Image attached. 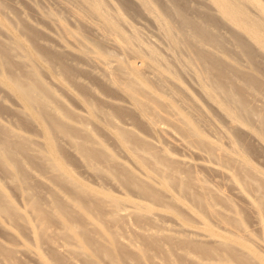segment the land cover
<instances>
[{
	"label": "bare ground",
	"instance_id": "bare-ground-1",
	"mask_svg": "<svg viewBox=\"0 0 264 264\" xmlns=\"http://www.w3.org/2000/svg\"><path fill=\"white\" fill-rule=\"evenodd\" d=\"M58 1L59 0H56L57 4ZM72 1L77 3L79 8H74L71 4L69 5L65 2H63L64 4H60V7L68 13L66 17L70 16L72 21L90 31L91 35L93 34L98 40L95 39L94 36L91 37L88 35L90 41H92L91 38L93 39L94 37V40H97V42L93 41L89 43L90 41H85L86 38L84 39L81 36L85 33L82 29L80 33H83H81V35L79 32L76 33L77 24L75 26L76 28L72 25L75 28V30L72 31L73 29H70V27L68 28L61 21L63 18L61 14V19H59L60 17L57 18L58 16L54 17L53 15L60 10H57L54 14H47L46 20L52 23V25L56 27V31H58L56 35H54L55 33H51L54 41L52 45L54 44V47H48L46 53H44L48 64V69L44 74L48 78L49 83L43 81L42 72L38 67V63L36 65V62H38L39 58L42 56L40 53L28 52L19 55L21 57L19 59L28 62L25 69L22 68V71L17 72L12 70L10 58L15 49L22 45L20 39L14 36L11 38L10 42L5 44L0 43V65H3L6 69V71L0 69V88L2 89L0 90L2 92L6 88L20 106V108L12 110L9 106L0 104V110L4 107L11 111H18L17 113L23 118L34 122L40 127L42 141H39V143L43 144V147H40V149L32 148L29 141H27L24 135L19 131L7 128L0 123V166L4 171L11 173L16 179L17 184H15V186L18 187L20 195L25 196L28 206V209L21 211L6 196L3 188L0 186V221L4 219L17 222L19 218L26 221V218L30 217L35 220L36 225H25L27 230L31 233L36 229L37 235L42 237H52L50 234L54 231L50 229V224L52 222L58 224L59 230L55 233L58 239H61V242H54L49 245V249L58 256V259L55 261L52 262L43 259L38 251L31 250L24 245L20 246L21 248H19V250L17 249V251L21 253L34 257L39 264H77V262H75L77 259L78 262L80 261L79 264H129V261L133 260L128 250H125L129 242L126 243L121 240L117 230L122 228L121 225L123 223L125 225L127 224L130 216H133V218L140 223L141 219L154 221L159 212L141 202L130 201L131 203H129L127 197L114 194L109 190L92 187L74 176L62 159L64 145L68 147L67 150L76 152L83 157L81 159L82 166L93 178L97 177L98 179H102L115 187H117L118 184L124 188L129 187L130 189L131 187L135 189L140 196L151 203H161L163 196L172 201H179L181 196H189L192 202L202 207L208 216L214 217L220 213L213 205L215 198L222 197L224 194L209 192L207 189L209 185H206V182H203L204 179L201 180L200 176H195L197 174H194L192 170L190 171L187 169L190 171L189 173L193 172V177L191 176L192 174L181 175L183 173H179V169L177 168L178 164L185 163L186 161L184 162V159H181L180 162L178 158L175 159L171 155L155 149L151 143L152 140L150 141L148 138L143 137L144 135L141 136L136 129L140 126H146V132L150 129L158 134V136H163L168 140L170 138L174 145L185 147L186 150H188L187 147L189 148L191 146L188 145L191 140H195L203 145L207 143L211 149L216 150L215 154L217 155H212L211 153L214 152V150L210 153L211 149L209 147L206 149H210L208 150L209 154L214 158L215 156H222V154L224 155L226 152H223L220 145L215 146L217 144H212L210 142V140L213 142V139L217 141L218 137L219 139L222 138L221 135V137L217 136V139H212L211 137L210 140L209 138L207 140L200 133L202 132V130H200L202 128H199L201 123L198 125V122L203 121L204 114L206 113H204L203 108L194 97L177 82V80L179 81L180 79L176 78L177 75L174 74L175 70L169 64L172 60L168 59L169 55L167 56L168 58L163 57L167 55L165 54V50H163L164 53L162 56L160 53L161 51L159 52V49H157L159 46L156 48L153 46V42V45H150V43H148L150 40L147 41L146 45L143 43V45H145L143 46L141 43L144 40L141 42V38L138 36L140 33L137 34V38H140V41L136 38V30H132L133 32L131 31L129 34L125 33L122 29L123 27H120L122 24L119 20L126 18L124 17L126 15H124V12H122L123 14L121 13L123 16L120 15L119 13L121 11L119 12V10L121 9L115 8V3H113L114 6L110 0H105L106 2L103 0ZM120 1L123 8H126V10L133 8V10L136 9V12L138 11L144 16L146 14L151 15V19L153 18V23L156 26L154 27L158 29H156L155 34H158L157 32H159V34L161 33L170 49L176 51L184 49L185 53L188 54L186 59H184L187 60V66L190 68L197 65V68H194L197 69L194 70L195 74L192 73V75H194L193 80L195 79L194 82H196L198 86V90L196 91H199V97L201 96L204 100L208 101L209 105L211 104V106L214 105L216 107L217 110L214 112L222 113L231 127L236 128V126H238L237 124L241 125L240 121H245V124L254 121L257 123V131L259 133L264 132V112L260 111V108L256 107L258 110H255L251 107V102H247L248 100L246 101L245 97V90L248 89V87L257 86V81L254 78L256 76L253 75L252 77V74L251 76H239V79L240 77L241 80L243 78V82L241 81L242 84H236L237 81H233L236 69L231 68L230 70V67L227 68L225 64L229 66L228 61L224 63L221 55L213 51L214 49L215 51L219 49V51L222 50L223 52H227L224 50L230 48H224L223 45L228 46L226 43L224 44L226 41H224V36L222 40V35L220 33L221 37L216 34L217 32L212 31V28L216 25L213 26L212 24L215 23L217 14L218 17L220 16L219 18L222 19L221 21L225 20L222 22L223 24H225L226 21H228V23H233L237 28L233 35V40L236 41L237 46L245 55L248 64L252 66L251 69L254 68V70L264 75V65L258 61V56H261L264 61V7L258 0H205L208 2L205 4L206 8L210 9V7H207V4L210 3V5L214 7L212 9L216 10L213 11L217 13L215 14L216 18L214 15V18L210 17L212 16L210 14V16L200 14V18L193 17L191 13V16L188 15L186 6L187 0H170L172 7L170 6L171 8H169L170 11H168L169 14H167V16L166 14L160 15V12L154 9L150 4L151 2L153 3L151 0L150 3L148 0H135V2L134 0ZM165 1H160L164 2L162 3V7L167 5ZM60 3H62V1ZM249 4L256 9L255 13L253 12V8H250L253 9V13L248 11L250 10L248 8ZM168 5L166 7H168ZM158 7L161 8L159 5H156V8ZM52 8L54 9V7ZM49 9L52 10L51 8ZM53 11H51V13H53ZM204 11L208 12L206 9ZM198 13L199 12L196 14ZM143 15L141 17H143ZM146 17L149 16L146 15ZM171 17L173 21L170 20ZM128 19L126 20L128 24H130ZM173 22H175L176 25L172 24ZM128 24L127 26L134 27L133 24ZM124 25H126V23ZM209 25H211V27L213 26L211 28L212 30ZM80 26H78V28ZM37 30L32 28L28 33L30 41L36 42L37 39H39L37 36V32L39 31ZM145 33L144 31V34ZM233 33L234 32H232V34ZM147 35L146 33V36ZM135 39H137L136 42L139 43L136 44V46L133 45ZM151 41H155V39ZM158 41H155L157 42L156 44H158ZM50 43L51 41L49 44ZM36 44L38 45L39 43L37 42ZM140 44L141 46H139ZM102 46L103 48L104 46H108L113 50H110V52L113 53L107 52L109 48L105 51ZM209 46H211L213 50H210L211 47L209 49ZM219 51L217 50V52ZM116 52L127 54L129 59H124V57L116 54ZM235 52L238 54V50ZM167 53L173 55V52L167 51ZM219 53L222 54L221 52ZM173 62L175 65L179 66V64H176V61L173 60ZM233 65L231 67H233ZM251 66H249V68ZM242 70L243 69H241V71ZM179 73L180 72H177V74ZM262 87L263 86H260V88ZM57 91H59V93ZM262 92L264 93V88ZM256 93L257 92H255L254 99L258 100L260 97H258ZM113 94H117L118 97ZM256 95L258 98H256ZM263 96L264 95H262V97ZM249 97H251V95ZM69 101L74 103V105L78 104L80 107L77 109L69 107ZM253 101L254 100H252V103ZM263 101L264 100H262V102ZM207 108H210V106ZM213 108L210 110H213ZM222 115L220 114V116ZM218 116L219 114L217 117ZM161 119H164L167 124L165 125L163 121V125L162 122H160ZM204 119H206V117ZM209 121H205V123L208 124L207 122ZM219 122L221 121L219 120ZM203 123L204 122H202V125L205 124ZM168 124L172 125V128L176 130L175 132H178L182 138H179L178 134V138L173 136V131H171L173 129L171 128L170 130L169 127L171 126L168 127ZM209 124L205 125L206 128L209 127ZM213 126L215 127L213 129L218 132L215 124H213ZM211 127L212 124L210 128ZM247 127L249 126L247 125ZM210 128L206 129L207 132ZM224 128L225 127L222 129ZM203 129V131L206 132L205 128ZM250 129H252V127ZM253 130L255 129L249 131L253 132ZM238 131L241 132V130ZM227 132L228 130H226V133ZM244 132L246 133V129ZM216 134L218 135L216 132L214 135H212V133L209 135L216 136ZM225 135L226 134H224V136ZM235 136L234 134V137ZM251 136L253 137V135ZM226 138L225 136V138L222 139L224 140ZM105 139L115 141L118 149L128 157L129 162L134 166V169L137 170L136 172L138 175L132 172L131 169L125 167L124 162L117 161L113 154L107 150H101V148L105 147V145L102 144ZM166 139H164V141ZM225 141L229 142L230 140L227 138ZM222 143L221 145L224 146L225 143ZM230 145L233 146L232 143ZM201 146L197 147L200 148ZM203 147L205 148V145ZM191 148L194 150L196 146H191ZM198 148L197 151L199 152ZM229 148L227 149L226 147L227 150H229ZM201 149L203 150V148ZM229 151H231V149ZM32 155H36L44 161V165H46V168L51 172L55 182L62 185L59 186V188L61 191L65 192V195L62 196L55 190L50 189L51 197L49 200H46L47 203H44L40 198L32 194L31 190L34 185H38V183H40V186L41 183H44L45 186L48 185L41 179L42 176L39 179L38 177L40 175H34L32 171L26 169L24 165L21 164L22 157L28 159ZM225 156H227L229 160L226 158L223 159V156L221 158L223 160H228V163H231V160L238 161L236 162L237 164L234 163L235 167L231 165L232 163L227 165V167H234L237 171L234 169L232 176L236 175V177H239V175H237L238 173H235V171L239 172V174L242 175L241 182L252 189L254 197L249 198L247 201L248 204L246 205L261 217L259 212H264V180L242 157V159H238L235 156H229V153L228 155L225 154ZM220 159L215 162L217 163V167L215 166L216 164H213V167L212 165L210 166L213 168L211 169L208 165V169L210 168L214 172L219 171V173H224L226 177H228L226 180L228 179L233 182L234 179L229 174L233 170L227 173L225 170L227 169L228 171V168L225 167L224 161L221 159L223 162L221 164L218 163L221 161ZM219 164H224L223 167L226 169L224 168L225 170H223V167L219 168L221 167ZM195 165L198 164H194V166ZM118 170H121V177L119 176ZM31 176H34V179L37 178L36 183H34L35 181L31 182L29 180ZM195 187L199 191H196L194 189ZM175 192L179 194H177L178 197L174 195ZM170 217H172V219L174 218L173 215ZM212 218H210V220H212ZM217 219L218 218H215V220ZM219 219L217 221H220L224 229L228 232L246 235L244 229L239 226H233L235 229L232 230L230 227L225 226L224 223L227 224L225 220L221 221ZM173 222L174 227H172L176 232L180 230L189 231L188 225L185 222L177 220ZM213 222L215 223L214 219ZM138 228L140 227L138 226ZM143 228L142 232L146 233L147 231L146 234H148V232H153L152 228H150L152 231H148L146 227L144 228L146 230H143ZM163 228L164 227L160 229L161 233L163 232ZM168 229L169 228H167V230ZM156 230L157 228L154 232H156ZM170 231H173V229H170ZM189 232L191 233V231ZM192 233L195 234L196 237L199 236L197 240L201 239V237L211 238V235H213L211 233H200L198 231H193ZM191 238L195 239V237ZM189 240L184 241L189 243ZM215 241L216 245H219L222 250L229 253L228 255L230 257L241 261L243 264H247L249 259L257 261L259 264H264V256L255 255L250 247L246 245L242 250L244 252L237 254L233 250L234 244L232 242H228L224 239H215ZM261 242L262 243H259V245L264 248V237ZM193 243L195 246H199L202 253L206 256L208 249L197 241ZM220 248L218 247V249ZM13 251L14 250H7L6 255H11ZM224 257L225 256L222 257L224 259L222 260L225 261V264H229L230 260ZM219 260V263H221L220 258ZM206 262L208 263V261ZM209 264L213 263L209 262Z\"/></svg>",
	"mask_w": 264,
	"mask_h": 264
},
{
	"label": "rangeland",
	"instance_id": "rangeland-1",
	"mask_svg": "<svg viewBox=\"0 0 264 264\" xmlns=\"http://www.w3.org/2000/svg\"><path fill=\"white\" fill-rule=\"evenodd\" d=\"M61 1H62V3H60ZM71 1L72 0H59L58 4H57L56 0H39V1L38 0H0V43H4V44L8 43L11 41V38L14 36L18 37L22 43V45H20V47H17L15 49L13 55L10 58V65H12V70L19 72V71H22L23 69H25L27 67L28 61H26V62L22 61L21 59H19V58H21L19 55L25 54L28 52H32V53L38 52L42 56L39 58V61L36 62V65L38 63V67H39L40 71L42 72L43 81L46 83H49L48 78L44 74L46 72V70L48 69V64L46 61V55L44 53H46L48 47H52V48L54 47V44L52 45V42L54 43V41L52 39V34L55 33L54 35H56V33H58V31H56V27H54L52 25V23H50L49 21L46 20V16H47V14H54V12H56L57 10H60V11H57L58 13H55L53 15L54 17L58 16L57 18H59L62 15L61 17H63L62 18L63 20L61 19V17L59 19H61V21L68 28L70 27V29H73L72 31H74L75 28L77 27L76 33L77 32L80 33V31L82 29V31L85 33L81 32L83 34L81 35V33H80V35L84 39L86 38L85 41H87V42L90 41L89 36L92 37L94 35L93 34L91 35L90 31L86 30L84 27H82V26L78 25L76 22L72 21L70 16L66 17V15H68V13L66 11H64L62 9V7H60V4H64L63 2H65V3H68L69 5L71 4V6L74 8H79L77 3H75L74 1H72V2ZM103 1H105V0H103ZM119 1L120 0H110V2L112 4L115 3V5H116L115 8L121 9V10H119V12L121 11L119 13L120 15L123 14L122 12H124L125 13L124 15H126V16H124L126 18H122L123 20H119V22L122 24V25H120V27L121 26L123 27V28L121 27L123 29V31H125V33L129 34V32H131L132 30L133 31L136 30V33H135L136 38L139 36L141 38V39L139 38L141 40V42L143 40L145 41V42L143 41L142 43L141 42L140 43L142 45H143V43H145V45H146L147 41L150 40V41H148V43H150V45L153 42V44H154V45L152 44L153 46H155L156 48L159 46L157 49H159V52L161 51L160 53L162 54V56L164 53L163 50H165V54H167V55L163 56V57L164 58L169 57L168 59L172 60L171 62H169V64H170V66H172V68H174V70H175L174 74L177 75L176 78L180 79L179 81L176 79L177 82H179L189 92V94H191L194 97V99L198 102V104L203 108L204 113L207 114V115L204 114L203 121L198 122V125L201 123L199 125V128H202V129H200V130H202V132H200L202 134V136L207 140H208V138L210 140L211 137H212V139L213 138L217 139V136H220V135L222 136V138H225V136H226L228 138V140H230L229 142L225 141V140H227V138L223 140L222 138L219 139V137H218L217 141H215L213 139V142L211 140H210V142L212 144L213 143L217 144L215 146L220 145L221 146L220 148H222L223 152H226L225 154H227V155L229 153V156H233V157L235 156L238 159L242 157L243 160L248 162L252 166V168H254L256 170V173L259 176L261 175L260 177H262V179L264 180V140H263L264 139V132L259 133L257 131V129H256L257 123L254 121H250L249 123L247 122L245 124V121H243V122L240 121L241 125L237 124L238 126H236V128H234V127H231L229 125L228 120L226 119V117L224 115H222V113H220L219 111H218L219 113L214 112L217 110L216 107L213 105L214 106V108H213V106H211V104L209 105L208 101L204 100L201 96L199 97V95H200L199 91H196V90H198L197 89L198 86H197V83L194 82L195 79L193 80L194 75H192V73L195 74L194 70H197V69H194V68H197V65L195 64L196 66L190 67L193 70L190 69L189 66H187V62H186L187 60H184V59H186V56L188 54L185 53L184 49H179L177 51L170 49L167 46L166 40L162 37L161 33L159 34V32H157L158 34H155L157 28H155L156 26L153 23V21H154L153 18L151 19V17H152L151 15L146 14L147 16H149V17H146V15L144 16L143 14L139 13L138 11L136 12V9L133 10V8H129V10H131V11H129L128 9L126 10V8L125 9L123 8L121 1L119 4ZM148 1L150 3V0H148ZM151 1H153V3L151 2L150 4L154 7V9H156L160 12V15L166 14V16H167V14H169V12H168V11H170L169 8L172 7V3L170 0H166V1L160 0V1H165V3L167 5L169 4L168 7H166L167 5H164L165 8L162 7L163 6L162 3H164V2H160L158 0H156V1L151 0ZM134 2H135V0H134ZM203 2H204V4H203ZM206 2L207 1H205V0H199V1L198 0H192V1L187 0L188 5L186 4V6H187L188 15L191 16V14H192V16L196 17V18H200V16H201L200 14H202L204 16L205 15L206 16L212 15L210 17H213V15H214V17H215L216 16L215 14H217V13L213 12L215 9L213 10L212 8H214V7H212L209 3V4H207V7H210V9L206 8V6H205ZM258 2L264 7V0H258ZM155 4L157 6L159 5L161 8H159V7L156 8ZM197 4H198V6H197ZM199 4L200 5L203 4V5L200 6ZM191 5H193V6H191ZM51 6L54 7V9ZM248 6H249L248 7L249 9L253 8V7H251L250 4ZM191 7L195 11L197 10L196 13L197 12H199V13L194 14L195 11ZM194 7H196V8H194ZM49 8H51L52 10H50ZM167 8H168V10H167ZM205 9L208 10V12L204 11ZM253 9H250L248 11H250L251 13H253V12L255 13L256 9H254V11H253ZM201 10H203V11H201ZM51 11H53V13H51ZM134 11H135V13H134ZM209 11H210V13H209ZM202 12H205V13H202ZM133 13H134V15H133ZM57 14H59V15H57ZM142 15H143V17H141ZM127 16L129 19L127 18ZM135 16H137L138 18ZM219 17L217 14V18L215 17L216 18L215 23L212 24L213 26L215 24L216 25L214 27L212 26L213 28L211 27V25H209V27H210V29L211 28L213 29V30L211 29L212 31L217 32L216 34L218 36L221 37V35H222V37H221L222 40L224 37L226 38V39L224 38V41L226 40L224 42V44L226 43L228 46H226V45H223V46L225 49H228V48H230V49L224 50V48H223V50L227 51V52H223L222 50L219 51V49H217L219 52H221V53L223 52L224 54L223 53L220 54L219 52H217V50L215 51V49L213 50L211 46H209V49L211 47L210 50H213L215 53L221 55V58H222V60H224V63H226L228 61L229 66H228V64H225L227 68L230 67V70H231V68L236 69L235 70L236 74L234 76L235 78L233 77L234 78L233 81H235V82L237 81L236 84L237 83L242 84V82H243L242 81L243 78L241 80L242 76H245V75L251 76V74H252V77H253V75L256 76L254 78L257 81V86L256 87H248V89H246L247 88L246 87L245 88L246 89L245 90V95H246L245 97H246V101L248 100L247 102H249V103L251 102L250 103V104H252V105H250L251 107H253L255 110H258L257 108H260L259 110L264 112V101L262 102V100H264V96L262 97V95H264V93L262 92V90L264 88V77H263L264 75L259 73L257 70H254V68L251 69L252 66L248 64V62L246 61L247 59L245 58V55L241 52V50L237 46L236 41L233 40L234 39L233 35L235 34V30L237 29L236 26L231 22L228 23V21H226V23L223 24L222 22H224L225 20L221 21L222 19H220ZM126 19H128V21H130V24H133L134 27L133 26H127L128 22ZM143 19H145V20H143ZM170 20H172V17L170 18ZM123 23L124 24L126 23V25H124ZM76 24L78 26H80L81 28L80 27L78 28V26H76ZM130 24H128V25H130ZM135 24H138V25H135ZM172 24L176 25L175 22H173ZM72 25L74 27L75 26L76 27L74 28ZM217 25H219V26H217ZM32 28L36 29V30L38 29L37 31H39V32H37V36L39 39H37V37H36V39H37L36 42L30 41V38L28 36V33L32 30ZM77 30H79V31H77ZM144 31L148 34L147 36H146V33L144 34ZM232 32H234V33L232 34ZM138 33H140V34L137 36ZM159 35H161V36H159ZM48 36H50V37H48ZM158 36H159V38H158ZM94 37H93V39L91 38L92 41H90L89 43H92L93 41L97 42L98 39L95 37V39H97V40H94ZM137 39H135V41L133 42V45H135V46H136V44H139L136 42ZM153 39H155V41H158L160 39L158 41V44L163 43L162 45L164 46V48L161 44L158 45V44H156L157 42L151 41ZM50 41H51V43H50L51 45L49 44ZM37 42L39 43L38 45L36 44ZM33 43H35L36 45ZM141 44L139 46H141ZM102 45H104V44H102ZM145 45H143V46H145ZM147 45H149V44H147ZM160 47H161V49H160ZM102 48H103V46H102ZM108 48H109L108 46H106V47L104 46L103 49H105V51H107ZM141 48H143V47H141ZM108 50L109 51H107V52H110L111 48H109ZM181 50H182V52H181ZM237 50H238V54L240 53L239 55L241 57L235 52ZM111 51H113V50H111ZM167 51L173 52V55L170 53H167ZM110 53H113V52H110ZM184 53H185V55H184ZM229 53H230V55H229ZM116 54L121 55L122 57H124V59H127L129 57L127 54H122L120 52H118V53L116 52ZM176 54H178L180 58ZM125 55H127V56H125ZM258 57H259L258 61H260L259 63L264 65L263 58L261 56H258ZM182 59H183V61H182ZM173 60L176 61L177 62L176 64H179L180 67L178 65H175ZM182 65H183V67H182ZM232 65H233V67H231ZM235 65H237V66H235ZM177 66H178V68H177ZM249 66H251V67L249 68ZM0 69H2L3 71H6V69L3 65H0ZM241 69H243V70L241 71ZM176 71L180 72V73L177 74ZM182 73H183V75H182ZM260 74H261V76H260ZM239 76H241L240 79L238 78ZM188 79H190V80H188ZM260 86H263V87L260 88ZM1 90H0V104H2L3 106H9L10 108H12V110H14L15 108H17V109L20 108V106L17 104L16 99L11 95V93H9L7 91L6 88L2 92H1ZM57 92L59 93V91H57ZM194 92H196V93H194ZM250 92H251V94H250ZM253 92H254V95H253ZM255 92H257L256 94L258 95V97H260V98H258L256 95V98H258V100L254 99L255 98ZM113 95L118 97L117 94H113ZM250 95L253 99L251 97H249ZM63 99H64V97H63ZM252 100H254L253 101L254 104L252 103ZM260 102H262L263 104ZM68 105H69V107L76 108V109L80 107L78 104L74 105V103H71V102L68 103ZM208 105L210 106V108H207V107H209ZM212 108H213V110H210ZM211 111H212V113L213 112L214 113L212 114ZM17 112L18 111H11L10 109L3 107V109L0 110V123L2 125H5V127H7V128L19 131L22 135H24V137L27 139V141H29L32 148L40 149V147H43V144L39 143V141H42L40 127H38L32 121L26 120L21 115H19ZM218 114H219V116L217 117ZM220 114L223 117L220 116ZM205 117L207 120L204 119ZM207 117H209L211 119H209ZM218 119L221 122H219ZM204 120L205 121H209V120L211 121L212 120L211 121L212 123L210 121L207 122L208 124L211 123L212 127L210 128L211 124H209V127L206 128L205 125H208V124H206ZM163 121L166 125L167 123L164 119H161L160 122H162V124L164 125ZM202 122H204L205 124L203 123L204 125H202ZM237 123H239V122H237ZM213 124H215L216 129H218V132H217V130L213 129V128H215L213 126ZM225 124H226V126H225ZM252 124L254 125V128H253ZM247 125L250 128L252 127V129H255V130H253V132L249 131L252 129L247 127ZM255 125H256V127H255ZM169 126H171V127H169ZM245 126H246V128H245ZM140 127L138 129H136V131L141 136L144 135L143 137L148 138L150 141L152 140L151 143L153 144L155 149H158L159 151H161L163 153H167L175 159L178 158L179 161L181 159L182 160L184 159V162L186 161L185 162L186 164L180 163L181 161L179 162L181 165L178 164L177 168L179 169V173H183L181 175H184V174L185 175L186 174L191 175L192 174L191 176L193 177L194 174H197L195 176H200L201 180L204 179L205 181L203 180V182H206V185L210 186V187L208 186V188H207L209 190V192H211V193L212 192L213 193L219 192L222 195L223 194L224 195L222 197H218V198L216 197L215 198L213 205L220 212L215 217L210 216V215L208 216V214H206L205 210L202 207L198 206L196 203L192 202V200L190 199L189 196H185V197L181 196L179 198V201H172V200L168 199L167 197L163 196V200L161 201V203H159V204L158 203H151L147 199L140 196L139 193L131 187H130V189H129V187L124 188L119 184L117 185V187H115L114 185L106 183L102 179H98L97 177L93 178V176H91L88 172H86L82 166L81 159L83 157L80 156L76 152L67 150L68 147L66 145H64V149H63V153H62V155H63L62 159H63L64 164L71 170V172L74 176L78 177L79 179H81L85 183L91 185L92 187H95L98 189L100 188L102 190L103 189L109 190L110 192H112L114 194H118V195H122L124 197H127L129 199V203H131L130 201L141 202V203L146 204L149 207L153 208V210L159 212V213H157V216L154 219V221L153 220L150 221L147 219H143V220L141 219L140 223H138L133 218V216L132 217L130 216L129 220L126 224L127 226L124 223L121 225L122 228H120V229H124V230H120V229L117 230L118 234L120 235V236L118 235L119 238L121 240L125 241L126 243L129 242V245L128 246L126 245V248H125V250H128L129 255L131 257H133V260H130L129 264H158V263L159 264H166V263H171V264H201V263H205V264H209V262L210 263L212 262L213 264H215V263L218 264L220 262L219 258L221 259V263H219V264H223V262L225 264V261H223L224 259L222 258L223 256L227 257L230 260L229 264H241L242 263L241 261H238L237 259L230 257L228 255L229 253L222 250V248H220L219 245L217 246L215 239H224V240H227L228 242H232L234 244L233 250L237 254L244 252L242 250H243L244 246L246 245V246L250 247V249L253 251V253L255 255L264 256V254H263L264 248L261 245H259V243H262L261 241L263 240V237H264V212H259L261 215V217H259V215H257L255 211L253 212V210H251V208L246 205V204H248V202H247L248 199L253 198L254 194L252 193L253 191L248 185H245L241 182V180H242L241 176L242 175H240L239 172H236L237 170L234 168L235 167L234 165L237 164L236 162H238V161L231 160L230 162L232 164L228 163L227 161L229 159L227 156H225V154L224 155L222 154L223 159L226 158L228 160H226V159L223 160L221 158L222 157L221 155L218 157L215 156V158L212 157L211 154L214 155L216 150L211 149V147H209L207 143L204 144L205 145V148H204L203 147L204 145L202 143H201L202 144V146H201L200 143L196 142L195 140H191L188 145H191L192 147L196 146V148H194V150H193V148H191V146H190L189 148L187 147L188 150H186L185 147H181L179 145H177V146L174 145L173 141L170 138H169V140H170L169 141L168 139H166L163 136H158V134L151 131L149 128H148L149 131L146 132V130H147L146 126H142L141 128ZM143 127H145L146 129ZM168 127L171 130L172 125L168 124ZM223 127H225L226 130H228L227 133H226L225 128L222 129ZM203 128H205L206 132L203 131L204 130ZM209 128H210V130H208V132H209L208 133L206 129H209ZM230 128H232V129L238 128V129L235 130L236 131L235 132V131H233L234 129L232 130ZM172 129L173 130H171V131H173V136H175L176 138H178V137L182 138V136L179 135L178 132L177 133L175 132L176 130L174 128H172ZM245 129H246V133L244 132ZM222 130H223V132H222ZM238 130H241V132L243 130L242 134ZM237 131H238V133H237ZM215 132L218 133V135L216 134V136H210L211 133H212V135H214ZM219 133H221V134H219ZM222 133H224L226 135L224 136V134H222ZM234 134L237 137L236 136L234 137ZM255 134H257V135H255ZM147 135H149V136H147ZM251 135H253V137ZM163 138L166 140L164 141ZM101 142H102V140H101ZM170 142H172V143H170ZM222 142L225 143L224 146L221 145ZM230 142L233 144L234 148H233V146L230 145L231 144ZM192 143H194V144H192ZM102 144L105 145V147L101 148V150H107L108 152L113 154L115 156V158L117 159V161L124 162L125 167L131 169L132 172H135V174L138 175L136 172L137 170L134 169V166L129 162L128 157H126V155L118 149L115 141L105 139V141H103ZM226 144H228V145H226ZM155 145H156V147H155ZM197 146L198 147L201 146V147L198 148ZM228 146L231 148H229ZM208 147L211 149V150L208 149V150H210V153L212 152V150H214V152L209 154V151L206 150ZM226 147H227V149L229 148V150L231 149V151L227 150ZM197 148L199 149V152L197 151ZM201 148H203V150ZM232 148L234 151L232 150ZM189 150H191V151H189ZM237 154H238V157H237ZM215 155H217V154H215ZM218 158L221 160L218 163L221 164L223 162L225 164V167H227V165H230V164L232 166H234L233 168H231L232 166L227 167L228 168V171H227V169L225 167H223L224 164L223 165L219 164L221 166L219 168L223 167L222 169L223 170L226 169L225 171L227 173H229L230 170L231 171L233 170L232 172L230 171L231 173H229L231 176L234 173V169L236 170L235 173H238L237 175H239V177L238 176L236 177V175L232 176V178L234 179V181H233L234 185H233V182H231V180H228V179L226 180V178H228V177H226V175L224 173H221V172L219 173V171L214 172L213 170H211V169H213L210 167L211 165L213 167L216 164L215 166L217 167V163H215V162L219 161ZM21 159H22L21 164L24 165V167L26 169H29L30 171H32V173H34V175H36V176L40 175L38 177L39 179L42 176L41 179L44 180V182L49 185V186L46 185L48 187H46L44 183L43 184L41 183V186L39 185L40 183H38V185H34L32 190H31L33 195L40 198V200L44 203H47L46 200H49V198L51 197V194L49 191L50 189L55 190L57 193H59L62 196L65 195V192L61 191V189L59 188V186H62V185L55 182L54 178L52 177L51 172L46 168V165H44L43 160H41L36 155H32L28 159H25L23 157ZM194 164H198V165L194 166ZM208 165L211 169L210 168L208 169ZM130 166L131 167L133 166V167L131 168ZM181 166H182V168H181ZM187 169H189L190 171L191 170L194 171V174H193V172L189 173L190 171H188ZM181 170L182 171L184 170V171L182 172ZM118 173H119V176L121 177V170H118ZM31 179L29 178V180L31 182L35 181L34 183H36L37 178L34 179V176H31ZM15 184H17V181L13 177V175L11 173H9L8 171H4V169L0 166V186L3 188L6 196L21 211H23L24 209H28L27 208L28 206H27L26 200H25V196L20 195V191H19L18 187L15 186ZM194 189L196 191L198 190V189H196V187ZM217 190H219V191H217ZM171 192H172V190H171ZM177 194H178L177 192L174 193V195H176L178 197L179 194L178 195ZM171 215L174 216L173 219H172V217H170ZM212 217H214V218H212ZM210 218H212V220H210ZM215 218H218V219L220 218L219 220H221V221L225 220L227 222V224L224 223L225 226L230 227L232 230L235 229L233 226H239L240 228L244 229V231L246 232V235L236 234L234 232H228L222 226L223 224L220 221H217L218 219L215 220ZM213 219H214L215 223L213 222ZM174 220H177L180 222H185L188 225L189 231H191V233L189 231H185V230H180V231L176 232L175 229L173 228L174 227L173 226ZM0 223H1L0 224V264H39V262L34 257L27 255L25 253H21L20 251H17V249L19 250V248H21L20 246H22V245L30 248L31 250L38 251L39 254L41 255V257L47 261L53 262L56 259H58V256L55 253H53L52 250L49 249L50 243L53 244L54 242L55 243L61 242V239L60 238L58 239V236L55 233L56 231L59 230L57 223L52 222L50 224V229L54 231L52 234H50V235H52V237H50V236H46V237L43 236L42 237L40 235H37L36 229L34 232L30 233L27 230L25 225H28V226H30V225L35 226L36 225L35 220L30 218V217L26 218V221H23L22 219L19 218L17 222L1 219ZM218 223H220L221 225ZM138 226L140 228H138ZM142 226L144 228L146 227L148 231L153 230V232H148V234H146L147 231H146V233L142 232V228H143ZM153 227L155 229L157 228L156 232H154L155 229ZM162 227H164V228H163V232L161 233L160 229ZM144 228H143V230H146ZM148 228L149 229L152 228V230L151 229L149 230ZM167 228H169V229L167 230ZM170 229H173V231H170ZM193 231H198L200 233H211L213 235H211V238L210 237L209 238H207V237L202 238L201 237V239L197 240V238L199 236L196 237L195 234L192 233ZM156 233H157V235H156ZM165 233H167V234H165ZM152 236H155V237H152ZM189 236L195 237L197 242L201 243L205 248L208 249V253L206 254V256H205V254L202 253L199 246L194 245L193 242H196L195 239H192ZM191 239H192V241H191ZM184 240H189V243L184 241ZM218 247L220 249H218ZM7 250H14V251L11 255L8 256V255H6ZM135 254H137V255H135ZM74 260H76V259H74ZM77 260L75 262H77V264H79L80 261L78 262ZM202 261H204V262H202ZM206 261H208V263ZM244 264H246V263H244ZM247 264H259V263L257 261H254V260L252 261L251 259H249V262H247Z\"/></svg>",
	"mask_w": 264,
	"mask_h": 264
}]
</instances>
